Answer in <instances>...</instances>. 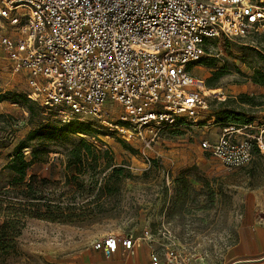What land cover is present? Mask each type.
<instances>
[{
    "label": "rangeland",
    "instance_id": "rangeland-1",
    "mask_svg": "<svg viewBox=\"0 0 264 264\" xmlns=\"http://www.w3.org/2000/svg\"><path fill=\"white\" fill-rule=\"evenodd\" d=\"M255 1L264 5V0ZM5 32L0 29V36ZM263 33L264 28H260L239 37L210 39L202 58L215 60L223 71L209 87L218 89V97L199 112L197 121L154 128L153 140L147 128L118 135L115 125L132 129L131 123L118 120V106L111 111V125H101L92 117L70 118L69 123H63L55 108L23 102L31 93L27 74L14 69L0 45V185L9 176L4 169L8 155L20 141L27 145L22 149L24 154L33 160L28 174L50 180H64L65 175L79 171L87 178L91 173L87 168L90 159L82 169L67 166L69 150L79 137L88 139L101 152L107 150L105 158H111L109 164L102 162L97 168L101 179L97 193L88 191V183L83 188L65 183L54 190L83 204L81 211L92 209V220L70 224L28 218L15 252L0 264H87L94 261V240L106 235H140L145 229L155 232L162 225L176 232L181 244L178 248L188 254L190 264H222L226 246L235 242L239 226L253 219L264 224V158L253 155L254 170L251 163L226 167L201 146L202 141H215L222 132L214 121L204 120L230 108L254 116L249 131L258 134L264 129V107L247 108L237 103L239 94L264 92V87L250 79L255 68L264 71V60L255 51L263 44ZM188 69L207 87L213 68L198 62ZM68 125L75 129L88 126V132L71 134L66 130ZM175 193L185 196L181 213L172 211L170 199ZM88 201L91 204L86 206Z\"/></svg>",
    "mask_w": 264,
    "mask_h": 264
},
{
    "label": "built area",
    "instance_id": "built-area-1",
    "mask_svg": "<svg viewBox=\"0 0 264 264\" xmlns=\"http://www.w3.org/2000/svg\"><path fill=\"white\" fill-rule=\"evenodd\" d=\"M260 28L264 5L255 0H0V45L14 69L26 72L28 98L58 110L62 122L92 117L111 125L118 106V120L132 124L124 132L147 128L152 140L154 128L193 122L218 97L188 69L207 40ZM252 127L228 125L201 146L228 168L249 163L255 146L264 158V129ZM142 240L158 242L165 264L189 263L165 225L91 246L105 258L127 256ZM151 262H160L158 252Z\"/></svg>",
    "mask_w": 264,
    "mask_h": 264
},
{
    "label": "trees",
    "instance_id": "trees-1",
    "mask_svg": "<svg viewBox=\"0 0 264 264\" xmlns=\"http://www.w3.org/2000/svg\"><path fill=\"white\" fill-rule=\"evenodd\" d=\"M261 41L263 42L261 48L255 47V51L257 56L264 60V33L262 34ZM198 62L214 69L212 77L207 78L205 82L208 88L212 87L223 75V71L217 68L215 60L206 61L201 57ZM250 79L253 83L264 87L263 70L255 68ZM263 99L264 92L258 95L242 93L239 94L237 103L247 108H263ZM22 100L23 102H37L28 97H23ZM13 103L16 104L17 101H13ZM37 103L39 104V102ZM29 111L32 114L30 109ZM254 120L252 114L230 108H224L221 112L215 114V122H220L224 126L252 124ZM63 123H69V121ZM66 127V130L71 134L76 132L87 134L88 132V126H79L77 129L72 128L70 125ZM25 147L27 145L23 141H20L12 149L8 155V161L4 165V169L8 172L9 176L0 185V262L15 252L17 238L20 236L25 221L28 218L70 224L77 223L83 219L92 220L94 218L92 209H89L87 212L85 210L81 211L80 208H83V204L80 205L75 200L71 201L63 198L64 193L61 191L55 192L54 190L61 189V186L65 183L77 188H83L88 183V187H90L88 191L97 193L100 190L101 181L98 178L97 168L102 162L109 164L111 159L110 157L105 158L108 153L107 150L101 152L88 139L79 137L74 141L72 148L69 150L67 166L73 165L75 169H82L87 159H90L91 162L87 164V168L90 169L91 173L86 178L78 170L79 172L72 174V176L65 175L64 180H50L35 173L28 174L33 160L27 158L24 154L22 149ZM254 154L256 158L262 157L256 146L253 150ZM249 163L252 164L251 167L254 170L256 162L251 159ZM91 185L96 187L93 188ZM85 204L88 206L91 204V201Z\"/></svg>",
    "mask_w": 264,
    "mask_h": 264
},
{
    "label": "crops",
    "instance_id": "crops-1",
    "mask_svg": "<svg viewBox=\"0 0 264 264\" xmlns=\"http://www.w3.org/2000/svg\"><path fill=\"white\" fill-rule=\"evenodd\" d=\"M209 116V120H204L205 122L214 121V125L221 129V131L226 127L220 122H215V114H210ZM184 197V195L175 193L170 199L172 201L173 212H176V210L180 213L184 211L186 202ZM153 252H158L160 256L158 264H165L162 261V249L158 246V242L149 240H142L134 253L127 256L116 252L112 257L105 258L100 251L92 248L94 261L87 264H152L151 254ZM222 264H264V224L253 219L239 226L235 242L226 246Z\"/></svg>",
    "mask_w": 264,
    "mask_h": 264
},
{
    "label": "bare ground",
    "instance_id": "bare-ground-1",
    "mask_svg": "<svg viewBox=\"0 0 264 264\" xmlns=\"http://www.w3.org/2000/svg\"><path fill=\"white\" fill-rule=\"evenodd\" d=\"M211 91H212V92H217L218 89H212V88H211ZM123 129H124V128H122V127H118V129H117V134L122 136V133L124 132Z\"/></svg>",
    "mask_w": 264,
    "mask_h": 264
}]
</instances>
